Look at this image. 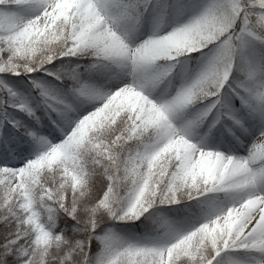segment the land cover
I'll return each mask as SVG.
<instances>
[{
    "label": "snow or ice",
    "instance_id": "6c2138e0",
    "mask_svg": "<svg viewBox=\"0 0 264 264\" xmlns=\"http://www.w3.org/2000/svg\"><path fill=\"white\" fill-rule=\"evenodd\" d=\"M0 264H264V0H0Z\"/></svg>",
    "mask_w": 264,
    "mask_h": 264
}]
</instances>
